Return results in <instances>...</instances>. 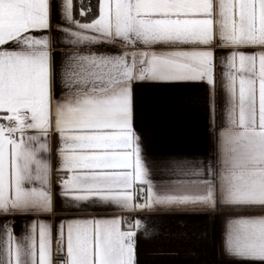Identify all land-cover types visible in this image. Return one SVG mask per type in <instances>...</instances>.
<instances>
[{
  "label": "snow or ice",
  "instance_id": "1",
  "mask_svg": "<svg viewBox=\"0 0 264 264\" xmlns=\"http://www.w3.org/2000/svg\"><path fill=\"white\" fill-rule=\"evenodd\" d=\"M138 84L203 88L215 151L150 153ZM218 215L264 264V0H0V264H198Z\"/></svg>",
  "mask_w": 264,
  "mask_h": 264
},
{
  "label": "crops",
  "instance_id": "2",
  "mask_svg": "<svg viewBox=\"0 0 264 264\" xmlns=\"http://www.w3.org/2000/svg\"><path fill=\"white\" fill-rule=\"evenodd\" d=\"M203 88H177L163 85H137V127L147 137L148 150L154 156L166 153H199L210 154L215 151L216 141L210 125V113L204 103H188L193 96L203 97ZM219 105V96H218ZM220 123L219 107L216 126ZM57 207L61 202L57 201ZM112 215L111 211L89 213L58 212L53 217L58 221L65 215ZM23 220H19L16 231L19 232ZM173 228L177 227L175 219L168 221ZM190 225L196 231H205L206 236L183 241L185 252L195 254L198 264H230L220 249L221 218H193ZM168 242L141 243V260L145 264H162L153 252L157 247H167ZM165 264H184L183 256L179 261H167Z\"/></svg>",
  "mask_w": 264,
  "mask_h": 264
}]
</instances>
